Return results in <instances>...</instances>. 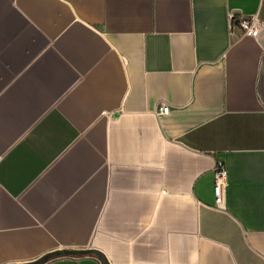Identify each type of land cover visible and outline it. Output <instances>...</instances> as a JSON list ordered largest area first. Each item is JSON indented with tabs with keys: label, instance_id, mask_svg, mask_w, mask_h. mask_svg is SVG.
Instances as JSON below:
<instances>
[{
	"label": "crops",
	"instance_id": "0c3cea01",
	"mask_svg": "<svg viewBox=\"0 0 264 264\" xmlns=\"http://www.w3.org/2000/svg\"><path fill=\"white\" fill-rule=\"evenodd\" d=\"M58 249L264 264V0H0V264Z\"/></svg>",
	"mask_w": 264,
	"mask_h": 264
},
{
	"label": "built area",
	"instance_id": "2783aa9c",
	"mask_svg": "<svg viewBox=\"0 0 264 264\" xmlns=\"http://www.w3.org/2000/svg\"><path fill=\"white\" fill-rule=\"evenodd\" d=\"M235 20H238V25L242 29V35L255 36L259 31V24L256 18H242L231 14L232 25ZM170 108L167 104H161L158 107V112L167 114ZM228 178V170L223 161H219L214 172V194L215 207L223 208L225 203L226 185Z\"/></svg>",
	"mask_w": 264,
	"mask_h": 264
},
{
	"label": "water",
	"instance_id": "95a60500",
	"mask_svg": "<svg viewBox=\"0 0 264 264\" xmlns=\"http://www.w3.org/2000/svg\"><path fill=\"white\" fill-rule=\"evenodd\" d=\"M90 251L96 252L97 255L102 259V261H104L102 254L97 250H93V249H58V250H54L52 252L46 253L43 256H41V257L31 261V262L14 263V264H43L47 260L54 258V257L65 256V255H84V254H88Z\"/></svg>",
	"mask_w": 264,
	"mask_h": 264
},
{
	"label": "trees",
	"instance_id": "16d2710c",
	"mask_svg": "<svg viewBox=\"0 0 264 264\" xmlns=\"http://www.w3.org/2000/svg\"><path fill=\"white\" fill-rule=\"evenodd\" d=\"M234 23H238V20H235ZM88 254H97L96 252L94 251H90ZM107 264V263H106Z\"/></svg>",
	"mask_w": 264,
	"mask_h": 264
}]
</instances>
